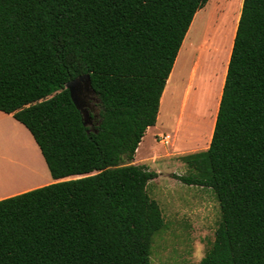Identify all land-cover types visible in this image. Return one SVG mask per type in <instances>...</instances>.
I'll return each mask as SVG.
<instances>
[{
    "label": "trees",
    "instance_id": "trees-1",
    "mask_svg": "<svg viewBox=\"0 0 264 264\" xmlns=\"http://www.w3.org/2000/svg\"><path fill=\"white\" fill-rule=\"evenodd\" d=\"M207 2L0 0V112L30 132L55 181L0 200V264H151L165 228L146 189L158 174L132 162ZM231 13L209 61L220 99L209 146L181 156L189 174L174 176L219 203L198 264H264V0H243L237 22ZM85 74L91 126L65 89Z\"/></svg>",
    "mask_w": 264,
    "mask_h": 264
},
{
    "label": "rangeland",
    "instance_id": "rangeland-1",
    "mask_svg": "<svg viewBox=\"0 0 264 264\" xmlns=\"http://www.w3.org/2000/svg\"><path fill=\"white\" fill-rule=\"evenodd\" d=\"M242 2L243 0H208L198 10L187 37L184 38V46L180 48V56L176 58L172 83L163 95L159 112L162 125L158 122V126L162 133L171 135L170 143L168 146L155 144L149 134L144 139L146 153L138 155V159L144 160L143 166L150 167V171L158 174L148 183L146 189L148 195L159 204L165 221V228L153 239L151 264H198V252L203 251L205 256L214 242L221 214L214 193L206 187L186 185L174 176L189 174L188 168L180 160L181 156L206 150L209 146L214 127L212 121L217 109V100L211 95V84L216 80V75L209 70V61L215 59L213 49L216 46L219 48L225 17L231 11L234 21L237 22ZM204 58L208 61V66L203 71ZM222 66H225V62L223 65L219 64L221 72ZM95 100H90L89 111L92 115L98 114ZM179 118L180 127L175 131ZM153 148L164 156L168 154L152 164L151 160L144 158L151 156ZM25 154V166H17L4 156L0 157V165L4 162L10 173L13 169L19 170L22 172L21 177L34 182L33 185L52 183L53 179L44 164L45 161L43 166L38 164L36 168L32 153L29 151Z\"/></svg>",
    "mask_w": 264,
    "mask_h": 264
},
{
    "label": "crops",
    "instance_id": "crops-1",
    "mask_svg": "<svg viewBox=\"0 0 264 264\" xmlns=\"http://www.w3.org/2000/svg\"><path fill=\"white\" fill-rule=\"evenodd\" d=\"M175 64V62H174ZM174 66V65H173ZM227 61L225 63L224 66V76H226V71H227ZM173 70V68H172ZM171 70V73H172ZM171 73L167 79L164 91L162 93L161 99H160V104H159V109H158V115H157V119H156V123L154 126L152 127H148L144 136L142 137L141 142L139 143L135 155H134V160L132 162L133 165H138V166H143L142 162H144L143 159H138V155H144L147 151L146 147L144 146V139L151 134V137L153 139V142L155 144H158L156 142L157 137L159 135H164L165 133H162L160 131V126H158V122L160 123V125H162L161 121H160V109L162 107V101H163V95L165 93V89L167 87V83L169 81V78L171 76ZM223 86V81H221V87ZM171 99V98H170ZM219 101L220 99L217 100V105H219ZM212 123H215V116L213 118ZM213 126V124H212ZM180 127V118L177 121V124L175 126V131L178 130ZM211 133V130H210ZM166 135H169L168 133ZM171 137V135H169ZM211 137V134H210ZM211 140V138H210ZM29 151L32 153V158L36 160V168L38 167V164L40 166H43V156L40 152V149L38 148V146L36 145L32 135L30 134V132L18 121H16L12 115L10 114H5L3 112H0V157L4 156L9 158V160L11 162H13L15 165L17 166H25L26 164V153H29ZM164 152H167L166 150H164ZM168 154V153H167ZM165 154V156L167 155ZM17 156H18V160H17ZM164 155L160 154L155 148L152 149L151 151V156L148 158H144L145 160L149 159L152 161V164H155L156 160L165 157ZM44 164L46 165V163L44 162ZM146 167V166H145ZM148 167V166H147ZM148 169H150V167H148ZM34 171V169H32ZM55 181L53 180L52 183H54ZM51 184V183H49ZM48 185V184H47ZM45 185H31L29 187L23 188V189H18L15 191H10L7 193L2 192V190L0 189V200L27 192L29 190L38 188V187H42Z\"/></svg>",
    "mask_w": 264,
    "mask_h": 264
},
{
    "label": "water",
    "instance_id": "water-1",
    "mask_svg": "<svg viewBox=\"0 0 264 264\" xmlns=\"http://www.w3.org/2000/svg\"><path fill=\"white\" fill-rule=\"evenodd\" d=\"M65 89L68 90L75 108L81 113L83 125H88L91 118L89 114L90 100H95V93L91 86L90 76L85 74L69 81L65 85Z\"/></svg>",
    "mask_w": 264,
    "mask_h": 264
},
{
    "label": "bare ground",
    "instance_id": "bare-ground-1",
    "mask_svg": "<svg viewBox=\"0 0 264 264\" xmlns=\"http://www.w3.org/2000/svg\"><path fill=\"white\" fill-rule=\"evenodd\" d=\"M194 19H195V17H194ZM186 37H187V35H186ZM186 37H185V39H186ZM184 43H185V40H184L181 48H183ZM179 52H181V51H179ZM179 56H180V53H178L177 59L179 58ZM177 59H176V61H177ZM176 61H175V63H176ZM172 79H173V70H172L171 76L169 78V81L167 83L165 93H166L168 87L171 85ZM2 164L3 165H0V189L2 190V192L7 193V192L14 191L17 189L26 188V187H29V186L34 184V182L31 183L30 180H28L24 177H21L22 172H19V170L13 169V172L10 173V171H7L6 167L4 166V162Z\"/></svg>",
    "mask_w": 264,
    "mask_h": 264
},
{
    "label": "built area",
    "instance_id": "built-area-1",
    "mask_svg": "<svg viewBox=\"0 0 264 264\" xmlns=\"http://www.w3.org/2000/svg\"><path fill=\"white\" fill-rule=\"evenodd\" d=\"M170 140H171V137H170L169 135L164 134V135H159V136L157 137L156 142H157L158 144H160V145L168 146L169 143H170Z\"/></svg>",
    "mask_w": 264,
    "mask_h": 264
},
{
    "label": "clouds",
    "instance_id": "clouds-1",
    "mask_svg": "<svg viewBox=\"0 0 264 264\" xmlns=\"http://www.w3.org/2000/svg\"><path fill=\"white\" fill-rule=\"evenodd\" d=\"M197 261H201L204 259V254L203 251H199L197 256H196Z\"/></svg>",
    "mask_w": 264,
    "mask_h": 264
}]
</instances>
